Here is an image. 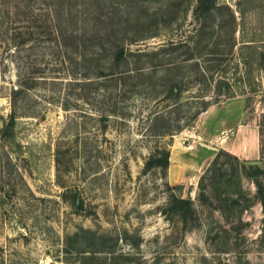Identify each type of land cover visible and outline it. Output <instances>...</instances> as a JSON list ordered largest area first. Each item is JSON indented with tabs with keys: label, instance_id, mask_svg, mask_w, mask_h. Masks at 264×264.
I'll return each instance as SVG.
<instances>
[{
	"label": "rangeland",
	"instance_id": "obj_1",
	"mask_svg": "<svg viewBox=\"0 0 264 264\" xmlns=\"http://www.w3.org/2000/svg\"><path fill=\"white\" fill-rule=\"evenodd\" d=\"M0 264H264V0H0Z\"/></svg>",
	"mask_w": 264,
	"mask_h": 264
},
{
	"label": "trees",
	"instance_id": "obj_2",
	"mask_svg": "<svg viewBox=\"0 0 264 264\" xmlns=\"http://www.w3.org/2000/svg\"><path fill=\"white\" fill-rule=\"evenodd\" d=\"M57 36H59V33L57 32ZM63 37V35L60 34V37ZM61 47H66L65 41L60 42ZM122 59L121 50L116 52L115 60L116 64H120ZM16 121V115L15 113L11 114V121L9 123V127L11 129L14 128ZM220 154V153H219ZM218 154V155H219ZM218 157V156H217ZM170 164V151L168 149L163 150L162 153L153 154L150 159L148 160L146 166L147 169L151 166H160L164 170H167ZM204 178L202 176L201 180ZM173 188H178V186H174ZM164 212L167 214L168 219L173 218H179L180 222L182 223L184 228H187V226L190 224L192 220H195L196 218V209L194 206V201L190 197H182L181 195H176L173 193L171 195V198L168 203V207L164 210Z\"/></svg>",
	"mask_w": 264,
	"mask_h": 264
},
{
	"label": "crops",
	"instance_id": "obj_3",
	"mask_svg": "<svg viewBox=\"0 0 264 264\" xmlns=\"http://www.w3.org/2000/svg\"><path fill=\"white\" fill-rule=\"evenodd\" d=\"M192 147V153L190 152V154L193 158L188 159V146H184L178 142V140L175 141L174 146H172L168 169L169 175L174 180L182 179L186 171L193 170L195 166V170L202 169V167L206 166V163L208 164V161L212 160L217 153L214 147H206L205 145L203 147V144H198V146L192 145ZM203 160H205V162H203ZM199 166L200 168H198Z\"/></svg>",
	"mask_w": 264,
	"mask_h": 264
},
{
	"label": "water",
	"instance_id": "obj_4",
	"mask_svg": "<svg viewBox=\"0 0 264 264\" xmlns=\"http://www.w3.org/2000/svg\"><path fill=\"white\" fill-rule=\"evenodd\" d=\"M251 164L259 163L258 161H250Z\"/></svg>",
	"mask_w": 264,
	"mask_h": 264
}]
</instances>
